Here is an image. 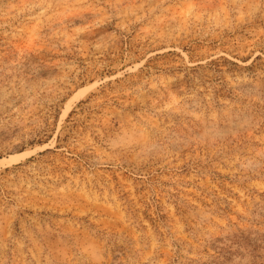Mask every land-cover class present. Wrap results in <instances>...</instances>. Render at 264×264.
Returning a JSON list of instances; mask_svg holds the SVG:
<instances>
[{"label": "rangeland", "instance_id": "1", "mask_svg": "<svg viewBox=\"0 0 264 264\" xmlns=\"http://www.w3.org/2000/svg\"><path fill=\"white\" fill-rule=\"evenodd\" d=\"M0 264H264V0H0Z\"/></svg>", "mask_w": 264, "mask_h": 264}]
</instances>
